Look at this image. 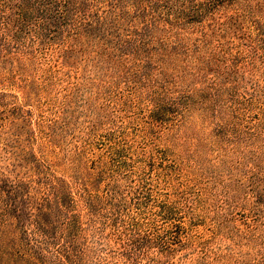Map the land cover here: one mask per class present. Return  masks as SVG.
<instances>
[{
    "label": "rangeland",
    "instance_id": "374dc122",
    "mask_svg": "<svg viewBox=\"0 0 264 264\" xmlns=\"http://www.w3.org/2000/svg\"><path fill=\"white\" fill-rule=\"evenodd\" d=\"M125 37L134 48L90 40L33 60L8 38L0 92L29 110L48 158L54 143L93 126L163 150L182 177L188 222L182 245L163 258L170 264H264V0H232L201 21ZM49 123L70 127L64 141H48ZM13 162L0 153V170Z\"/></svg>",
    "mask_w": 264,
    "mask_h": 264
},
{
    "label": "trees",
    "instance_id": "16d2710c",
    "mask_svg": "<svg viewBox=\"0 0 264 264\" xmlns=\"http://www.w3.org/2000/svg\"><path fill=\"white\" fill-rule=\"evenodd\" d=\"M231 1L0 0V63L13 53L8 38L29 60L90 40L128 50L135 46L125 34L201 21ZM32 121L0 92V153L14 160L0 170V264H170L163 258L182 245L188 222L182 177L163 150L118 129L93 134L94 126L57 145L70 127L49 123L48 158Z\"/></svg>",
    "mask_w": 264,
    "mask_h": 264
}]
</instances>
